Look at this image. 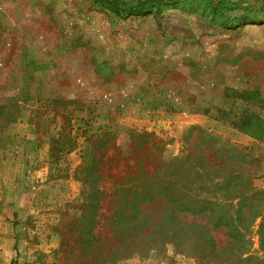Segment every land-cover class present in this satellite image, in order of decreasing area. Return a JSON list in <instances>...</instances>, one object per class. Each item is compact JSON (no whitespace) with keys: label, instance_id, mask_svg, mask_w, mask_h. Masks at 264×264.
<instances>
[{"label":"rangeland","instance_id":"1","mask_svg":"<svg viewBox=\"0 0 264 264\" xmlns=\"http://www.w3.org/2000/svg\"><path fill=\"white\" fill-rule=\"evenodd\" d=\"M164 3L123 17L97 0H0V264L212 263L195 236L180 241L186 254L163 236L176 223L155 225L159 200L142 203L151 223L123 244L118 212L131 210L113 205L111 172L98 199L94 171L117 158L148 179L190 150L237 146L256 157L250 178L264 191V139L242 129L247 115L264 117V0ZM224 204L234 212L237 200ZM210 234L229 242L226 228Z\"/></svg>","mask_w":264,"mask_h":264},{"label":"trees","instance_id":"2","mask_svg":"<svg viewBox=\"0 0 264 264\" xmlns=\"http://www.w3.org/2000/svg\"><path fill=\"white\" fill-rule=\"evenodd\" d=\"M97 1L101 2L102 8H109L116 15L127 17L144 14L152 9L159 13L163 9L164 2L170 0ZM247 18L245 16L238 20L245 21ZM260 18L262 17L253 16L251 20H260ZM238 20H234L235 24ZM234 21L228 19L223 24L228 25L229 22ZM14 121L11 118L6 120V122ZM242 129L263 140L264 117L258 114L247 115L243 121ZM208 140L210 141L207 139L204 144L205 149L209 146ZM204 151L190 150L182 158L175 156L169 161L163 162L162 166L154 168L148 179H146L144 171L149 169L141 167L138 162H134V169H130V165L124 169L121 164H124L125 161L122 158H117L115 162L104 168L102 162L103 164L94 166L96 183L101 184V187H97L96 196L103 200L109 193L102 187L105 182V171L111 172L118 178L110 193L113 205L115 206L119 201L125 199L123 209L131 210L129 213L123 210L118 212V215H121V228L128 227L130 229L129 233L122 235L124 237L123 244L126 242V244L135 243L138 238L137 231H145L151 223L152 215L144 211L142 203L159 200L162 213L155 225L161 226L168 220L171 224L172 222L176 223L163 236L173 243L177 252L186 254V249L181 246L185 244L191 247V244L187 242L195 236L194 241L202 247V253L205 256L213 257L210 264H264V256L259 257L252 250L253 228L258 220H262V223L254 232L259 236L261 244L264 241V191L254 189L250 178L254 174L251 165L255 164L256 157L246 160L248 154L243 153L237 146H231L226 150L212 146L209 152L204 153ZM224 178L225 182H216V180ZM200 190L208 194L212 193V196L201 198L198 201L196 198L200 194L196 192V195H193V192ZM217 194L220 197H217ZM227 200H237L234 212L230 208L231 206L228 207L227 204H224V201ZM96 204L97 207H101L98 200H96ZM86 205L83 204V206ZM199 214H203L204 217L197 216ZM190 216L192 221L187 224L183 223V220ZM83 217H87V214ZM77 220L78 218L74 221ZM110 223L116 225L118 221L111 220ZM195 224L202 225L204 229L202 233L196 232ZM217 228H226L229 238L227 245L216 244V239L211 237L210 233ZM155 232V230L150 231L148 235L153 236ZM180 241L184 242L181 244ZM262 248L264 250V246ZM117 253V250L111 253L112 258L119 256ZM106 260H102L101 264H107Z\"/></svg>","mask_w":264,"mask_h":264},{"label":"crops","instance_id":"3","mask_svg":"<svg viewBox=\"0 0 264 264\" xmlns=\"http://www.w3.org/2000/svg\"><path fill=\"white\" fill-rule=\"evenodd\" d=\"M261 184H262V185H261L260 187H263V188H264V182H261Z\"/></svg>","mask_w":264,"mask_h":264}]
</instances>
